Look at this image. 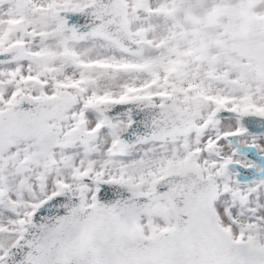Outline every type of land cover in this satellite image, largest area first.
I'll list each match as a JSON object with an SVG mask.
<instances>
[{"label": "snow or ice", "instance_id": "1", "mask_svg": "<svg viewBox=\"0 0 264 264\" xmlns=\"http://www.w3.org/2000/svg\"><path fill=\"white\" fill-rule=\"evenodd\" d=\"M0 264H264V0H0Z\"/></svg>", "mask_w": 264, "mask_h": 264}]
</instances>
